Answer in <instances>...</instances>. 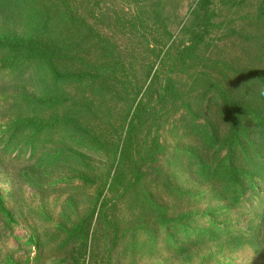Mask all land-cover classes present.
<instances>
[{
    "label": "trees",
    "instance_id": "trees-1",
    "mask_svg": "<svg viewBox=\"0 0 264 264\" xmlns=\"http://www.w3.org/2000/svg\"><path fill=\"white\" fill-rule=\"evenodd\" d=\"M115 1L0 0V20L8 29L0 34V68L26 72L35 65V73L23 85L21 94L7 99L8 109L15 114L6 131L7 146L15 149L20 144L24 151L30 150L32 159L44 151L42 160L61 164L64 169L74 166L72 169L84 186L102 181L106 184L116 164L125 165L132 156L141 154L135 147L137 131L159 128L161 123L162 112L145 100L149 92H156V73L141 96V76L147 73L148 79L158 59L153 64L150 57L140 62L131 60L136 59V49L144 50L139 34L151 38L155 52L168 47L165 53L170 57V42L180 29L189 38L181 51L177 49L180 53L173 65L185 70L190 80L184 86L177 85L171 76L165 77L159 100L164 101L168 94L184 101L196 91L194 96L204 106L200 113L202 122L185 124L188 131L196 133L199 144L174 149L177 159L170 163L175 168L174 175L180 171L182 158L186 159L184 171L192 170L202 182L210 184L211 198L229 203L240 200L247 189L264 183V141L257 142L259 136L264 139V64L260 63L264 43H259L252 28L242 34L243 26H234L241 39H228L231 43L224 46L228 48L225 52L209 36L213 26L210 13L214 12L216 0L191 2L187 5V20L180 12L184 0H126L127 5L114 4ZM128 6H134V14L128 12ZM259 9V19L251 22L262 24L263 0ZM122 35L133 38L130 52L119 41L118 36ZM240 41L252 42L257 48L262 45L263 51L255 57L248 55L249 63L220 57L223 52L231 57L229 53L237 49ZM249 46L244 52L249 51ZM213 101L220 118L211 119L207 113ZM119 103L125 113L118 124H112L113 108ZM221 121L227 124L225 130L220 128ZM252 129H257L256 141L252 140ZM152 142L146 145L154 150L148 156L158 161L156 155L166 148L157 139ZM101 152L110 166L96 173L93 153ZM131 171L132 176L143 177L137 164L131 165ZM173 182L166 186L169 193L182 198L191 194ZM0 206L3 208L1 197ZM144 207L159 208L153 203ZM193 217L189 211L175 219L165 213L164 221L191 223ZM89 224V217L85 216L71 228L65 227L66 237L60 244L71 246L72 253L84 240L87 245Z\"/></svg>",
    "mask_w": 264,
    "mask_h": 264
},
{
    "label": "rangeland",
    "instance_id": "rangeland-1",
    "mask_svg": "<svg viewBox=\"0 0 264 264\" xmlns=\"http://www.w3.org/2000/svg\"><path fill=\"white\" fill-rule=\"evenodd\" d=\"M193 1L184 0L182 5L180 12L186 20L189 17L187 5ZM261 1L216 0L214 12L210 13L213 26L209 35L215 46L226 52L228 48L224 46L229 47L231 43L228 39H241L234 26L238 29L243 26L242 34L252 28L259 43H264V22H251L259 19ZM115 3L128 4L126 0ZM127 10L135 13L134 6H128ZM261 20L264 21V16ZM7 30L0 20V34ZM179 32L180 29L172 37L174 43L170 42L173 46L170 57L165 53L168 47L155 52L151 38L139 34L144 50L136 49V59L131 60L140 62L150 57L153 64L158 59L148 79L147 73L141 76V96L156 73V92H149L145 100L162 112L161 123L159 128L137 131L135 147L141 154L132 156L125 165L116 164L106 184L102 181L84 186L72 169L74 166L64 169L61 164L44 161V151L32 159L30 150L24 151L20 144L15 149L7 146L6 131L15 115L8 109L7 99L21 94L23 85L30 82L35 73V65L26 72L0 68V197L3 201V208L0 206V264H74L75 261V264H264V183L247 189L235 203L218 201L208 194L210 184L202 182L192 170L184 171L186 159L182 158L176 176L175 168L170 165L177 159L175 148L199 144L196 133L188 131L185 124L203 121L200 113L204 102L194 96L198 94L196 91L184 101L168 97V94L164 95V101L159 98L165 77L171 76L177 85L183 83L184 86L190 80L185 70H177L173 65L178 61L176 56L180 52L177 49L181 51L189 38V34ZM230 33L233 35L229 37ZM118 37L130 52L133 38ZM241 42L229 53L231 57H226L225 52L220 57L230 62L235 58L240 63H249L248 55L255 57L263 51L262 45L257 48L252 42ZM248 45L246 53L244 48ZM260 63L264 64V55ZM180 94L178 92V97ZM119 104L113 108L112 124H118L125 113L123 105ZM207 113L211 119L220 118L214 101L208 105ZM220 125L223 130L227 127L225 121ZM255 130L252 129L254 141ZM154 139L166 148L156 155L158 161L149 158L148 152L154 153V150L146 146L153 144ZM263 141L259 136L257 142ZM93 155L96 173L110 166L103 152ZM142 157H146L145 160ZM133 164L138 165L142 178L132 176ZM170 182L180 184L191 194L182 198L169 193L166 186H171ZM200 192L207 195L202 197ZM152 203L159 208L144 207ZM186 211L194 213L191 223L164 221L165 213L169 219H175ZM85 216L90 223L86 231L87 245L84 240L72 253L71 246L60 244L66 237L65 227L71 228Z\"/></svg>",
    "mask_w": 264,
    "mask_h": 264
}]
</instances>
